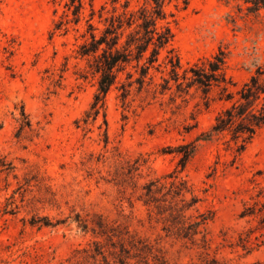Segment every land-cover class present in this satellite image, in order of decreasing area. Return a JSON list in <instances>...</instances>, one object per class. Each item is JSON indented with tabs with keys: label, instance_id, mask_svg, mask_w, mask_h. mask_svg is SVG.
Listing matches in <instances>:
<instances>
[{
	"label": "rangeland",
	"instance_id": "rangeland-1",
	"mask_svg": "<svg viewBox=\"0 0 264 264\" xmlns=\"http://www.w3.org/2000/svg\"><path fill=\"white\" fill-rule=\"evenodd\" d=\"M110 1L76 22L70 0H0V264H92L96 242L131 264H264V128L240 154L208 140L227 103L179 86L220 51L237 87L264 65V0L172 2L179 82L165 51L143 85L134 62L87 123L99 75L79 48Z\"/></svg>",
	"mask_w": 264,
	"mask_h": 264
},
{
	"label": "trees",
	"instance_id": "trees-1",
	"mask_svg": "<svg viewBox=\"0 0 264 264\" xmlns=\"http://www.w3.org/2000/svg\"><path fill=\"white\" fill-rule=\"evenodd\" d=\"M174 1L178 0H111L112 8L107 10L106 16L104 11L107 5L102 6V27L90 23V36L79 48V54L89 59L92 73L99 75L98 91L85 122L88 123L90 117H98L105 106L109 90L118 81L119 73L134 62L132 66L136 72L139 71L136 81L143 85L151 68L159 62L165 51L164 63L170 67L173 79L179 82L181 59L173 47L174 32L167 21L169 16H173L168 6ZM182 1L187 6L190 0ZM261 2L263 1H257L256 4ZM66 6L78 22L83 10V0H70ZM95 14L96 10L92 8L91 19ZM63 26L61 21L56 28L61 29ZM226 58V54L220 51L211 58L196 62L185 70V81L179 82V86L186 82L184 89L189 91L196 85L206 97H209L214 89L218 90V99L227 104L216 115L210 130L205 133V138L225 139V142L233 144L240 154L264 128V65L258 66L249 78L237 87V83L227 74ZM189 72L191 76L188 77ZM133 76L129 71L128 77ZM122 88L125 96L126 85L123 84ZM193 150L194 147L184 153L183 166ZM113 246L118 248L114 244ZM103 248L100 242L95 243V248L89 255L94 259L92 264H131L130 260L136 257L130 254L123 242L118 250L110 251L109 254ZM85 252L88 253L89 250ZM99 256L102 259H98Z\"/></svg>",
	"mask_w": 264,
	"mask_h": 264
}]
</instances>
